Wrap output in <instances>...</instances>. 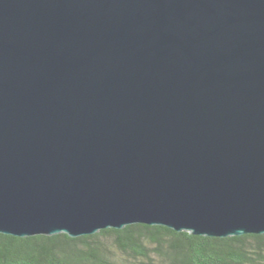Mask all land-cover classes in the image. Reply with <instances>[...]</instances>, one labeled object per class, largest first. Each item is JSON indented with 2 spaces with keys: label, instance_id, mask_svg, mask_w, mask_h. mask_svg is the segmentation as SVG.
I'll use <instances>...</instances> for the list:
<instances>
[{
  "label": "water",
  "instance_id": "obj_1",
  "mask_svg": "<svg viewBox=\"0 0 264 264\" xmlns=\"http://www.w3.org/2000/svg\"><path fill=\"white\" fill-rule=\"evenodd\" d=\"M264 234V0H0V233Z\"/></svg>",
  "mask_w": 264,
  "mask_h": 264
},
{
  "label": "trees",
  "instance_id": "obj_2",
  "mask_svg": "<svg viewBox=\"0 0 264 264\" xmlns=\"http://www.w3.org/2000/svg\"><path fill=\"white\" fill-rule=\"evenodd\" d=\"M0 264H264V234L208 237L141 223L78 237L0 233Z\"/></svg>",
  "mask_w": 264,
  "mask_h": 264
}]
</instances>
